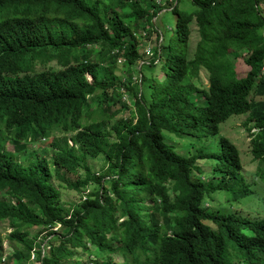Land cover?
I'll return each instance as SVG.
<instances>
[{"label": "trees", "instance_id": "16d2710c", "mask_svg": "<svg viewBox=\"0 0 264 264\" xmlns=\"http://www.w3.org/2000/svg\"><path fill=\"white\" fill-rule=\"evenodd\" d=\"M263 205L264 0H0V264H264Z\"/></svg>", "mask_w": 264, "mask_h": 264}, {"label": "rangeland", "instance_id": "374dc122", "mask_svg": "<svg viewBox=\"0 0 264 264\" xmlns=\"http://www.w3.org/2000/svg\"><path fill=\"white\" fill-rule=\"evenodd\" d=\"M192 35H191V47L194 48L196 42L198 41V33L196 30L195 25H192ZM144 48H147L149 50L150 45L149 43H147L146 41H144L143 44ZM240 63H243L241 60V57L239 58ZM126 67L125 65L121 66L116 73L118 75H122V73L125 71ZM125 100L127 101V98L124 97ZM236 116L230 118L228 121H226L223 125H222V133L227 134L228 137H230L232 140H234V142L239 146V148L241 149V157H243V155L245 156V158H243V162H244V170L246 173L250 172V175H247L248 178H251V174H253L256 171V166H257V162L256 161H252L246 158V153L250 150V140L251 138L248 135L247 130L243 127L242 122L244 121V118L242 119H237L236 121L233 122L234 118ZM186 142H189L188 140L184 139L183 141L177 142L178 147L180 148V151L182 152H186L187 148H184V146H186ZM48 146L50 145V142H47ZM38 145V144H37ZM34 146H31V148H33ZM187 147V146H186ZM7 148L10 150L13 148V145L8 142L7 143ZM35 151L36 154L40 155L42 149L38 148L36 149H32V152ZM47 151H49V153H51V147L49 146L47 148ZM243 154V155H242ZM250 158V156H249ZM90 165L92 166V168L95 171H98L103 162L100 160H93L89 162ZM63 171V170H62ZM85 171L83 169H80V174L84 175ZM66 176L71 177L73 179H76L78 175H74V174H66ZM63 199L64 201L68 202V204H70L71 202H78L80 200V193L76 192L74 190H63ZM225 197H219L217 196V201H225L224 200ZM254 202L257 201H250L248 204H246L247 207H249V205H251L252 208H255L256 205L254 206ZM228 209V208H227ZM229 210V209H228ZM12 231V227L10 226V222L8 220L4 221V222H0V235L2 236V238H5V236ZM43 237L46 234H42ZM3 249H5L6 254L7 253H12V246L13 244H10V242L4 239V242L1 243ZM31 261L33 262V257L31 259Z\"/></svg>", "mask_w": 264, "mask_h": 264}, {"label": "clouds", "instance_id": "9594fccd", "mask_svg": "<svg viewBox=\"0 0 264 264\" xmlns=\"http://www.w3.org/2000/svg\"><path fill=\"white\" fill-rule=\"evenodd\" d=\"M256 208V207H255ZM260 208H263V210H264V205L263 206H261Z\"/></svg>", "mask_w": 264, "mask_h": 264}]
</instances>
